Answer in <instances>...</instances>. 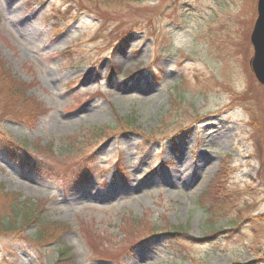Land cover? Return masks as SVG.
Masks as SVG:
<instances>
[{
  "label": "rangeland",
  "instance_id": "obj_1",
  "mask_svg": "<svg viewBox=\"0 0 264 264\" xmlns=\"http://www.w3.org/2000/svg\"><path fill=\"white\" fill-rule=\"evenodd\" d=\"M255 17L256 0H0V60L37 108L0 123V185L40 202L0 264H264ZM46 222L55 240H35Z\"/></svg>",
  "mask_w": 264,
  "mask_h": 264
},
{
  "label": "trees",
  "instance_id": "obj_2",
  "mask_svg": "<svg viewBox=\"0 0 264 264\" xmlns=\"http://www.w3.org/2000/svg\"><path fill=\"white\" fill-rule=\"evenodd\" d=\"M21 83L23 84L22 81ZM21 83L19 80L15 81L14 79H12L8 70L3 68L2 61L0 60V123L4 120H11L23 124L26 120H31L37 116V108L32 104L29 97H25V91H23ZM103 129L104 131H113L112 128L109 127H105ZM16 142H18L20 146H23L24 148L27 146V143H25L24 141ZM223 163L221 164V166L223 169H225L227 161L225 165ZM218 180L216 182H218ZM221 183L222 180L220 181V184ZM2 189L3 188L0 185V200H2L1 206H4V203L7 202L8 215L6 219H0V236L7 235L8 232H11L10 230H12V226L20 225L23 221L30 220L29 223H34L35 221L39 222V220H36L29 214V212L31 211L32 207L33 210L36 209L40 205V202L32 205L31 207L27 203H25L26 201L20 202L16 194L5 193L2 191ZM23 204H25V206ZM46 224L39 223V225H36V231L33 236L35 240H55L56 234L54 233L56 231H48V229H50V226L52 225L56 226L57 228L62 227V224L56 222H46ZM62 252H65V250L61 248L60 253L62 254Z\"/></svg>",
  "mask_w": 264,
  "mask_h": 264
},
{
  "label": "water",
  "instance_id": "obj_3",
  "mask_svg": "<svg viewBox=\"0 0 264 264\" xmlns=\"http://www.w3.org/2000/svg\"><path fill=\"white\" fill-rule=\"evenodd\" d=\"M256 12L250 33L253 54L249 64L256 81L264 85V0H257Z\"/></svg>",
  "mask_w": 264,
  "mask_h": 264
},
{
  "label": "bare ground",
  "instance_id": "obj_4",
  "mask_svg": "<svg viewBox=\"0 0 264 264\" xmlns=\"http://www.w3.org/2000/svg\"><path fill=\"white\" fill-rule=\"evenodd\" d=\"M250 156V155H249ZM225 158H228V155L227 156H225ZM226 161H228V159H225V161H224V165H225V163H226ZM246 165V164H245Z\"/></svg>",
  "mask_w": 264,
  "mask_h": 264
}]
</instances>
